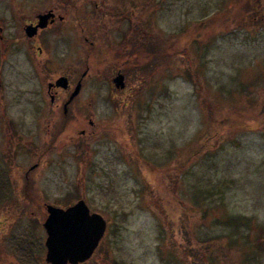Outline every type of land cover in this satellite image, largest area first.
I'll return each mask as SVG.
<instances>
[{
    "label": "rangeland",
    "instance_id": "obj_1",
    "mask_svg": "<svg viewBox=\"0 0 264 264\" xmlns=\"http://www.w3.org/2000/svg\"><path fill=\"white\" fill-rule=\"evenodd\" d=\"M152 7L153 43L178 53L174 67L154 60L152 49L135 52L133 99L105 103L90 117L113 124L119 112L110 132L58 148L51 203L65 209L83 199L105 219L99 251L85 264H201L189 242L213 236L225 244L215 260L264 264V21L257 33L250 23L237 29L243 13L264 12V0H152ZM89 54L91 98L110 82L96 80L100 52ZM22 69L11 76L26 75ZM124 114L134 118L132 149L128 134L119 137L131 128ZM238 216L251 224L236 234L215 221Z\"/></svg>",
    "mask_w": 264,
    "mask_h": 264
},
{
    "label": "flooded vegetation",
    "instance_id": "obj_2",
    "mask_svg": "<svg viewBox=\"0 0 264 264\" xmlns=\"http://www.w3.org/2000/svg\"><path fill=\"white\" fill-rule=\"evenodd\" d=\"M152 8V0H0V264H49L44 224L49 207H57L51 203L52 158L60 146L82 144L120 121L119 112L113 124H96L90 117L103 112L105 103L133 99L135 52L146 49L152 55L146 16ZM242 15L237 29L250 23L260 32L264 13ZM94 48L100 52L96 80L110 83L107 93L88 98L84 91ZM23 66L26 75L11 76ZM117 75L123 76L122 89L113 84ZM60 78L64 86L57 85ZM124 115L125 124L130 120L134 127V118ZM72 125L79 127L72 130Z\"/></svg>",
    "mask_w": 264,
    "mask_h": 264
},
{
    "label": "water",
    "instance_id": "obj_3",
    "mask_svg": "<svg viewBox=\"0 0 264 264\" xmlns=\"http://www.w3.org/2000/svg\"><path fill=\"white\" fill-rule=\"evenodd\" d=\"M64 81V78L58 79L57 85L64 86ZM113 84L122 89L123 76L117 75ZM78 91L79 87L74 90L70 99ZM48 212L49 216L44 224L48 249L46 261L49 264H81L88 261L106 232L105 219L97 213H90L84 200H79L66 209L49 207Z\"/></svg>",
    "mask_w": 264,
    "mask_h": 264
},
{
    "label": "trees",
    "instance_id": "obj_4",
    "mask_svg": "<svg viewBox=\"0 0 264 264\" xmlns=\"http://www.w3.org/2000/svg\"><path fill=\"white\" fill-rule=\"evenodd\" d=\"M259 9H257V12L259 11ZM261 13H264V12L261 11ZM221 20H222V22L227 21V17L223 16ZM200 26H203V28L206 27V25L203 24V23H201L199 25V27ZM194 28H196V27H194ZM154 44H156V43H153V45H152V53L154 55L153 59L161 61V62L168 61L169 65H170L169 67L172 68V66L175 65V62H176V60L178 58L177 57L178 53H176V55H173L172 53H170V52L168 53L163 48H161L160 43L158 44V46H156ZM185 69L183 70L185 72V77H184L185 80L191 82L194 85L193 76L190 73V71H192V69H190V68L187 69V67H185ZM133 75L136 76V78H137L138 77V70H136V72H134ZM143 79H145V76H144ZM144 83H142V85ZM127 134H128V137H129V140H128L127 144L130 145L129 147H131V149H132L133 147L136 146V144H135V142H136L135 128L131 127L130 131H126L125 129L121 130L120 133H119V137L121 139L126 140L125 139L126 137H124V136L127 135ZM209 138L210 137L208 136V138H206V140L209 139ZM121 141H123V140H121ZM204 146L205 145L203 144L202 147H204ZM199 149H202V148H199ZM135 157L138 158V161L140 163L145 164L147 167L151 166L149 162L142 161L138 157V155H135ZM176 165H177V168H180L182 166L181 163H177ZM149 168L151 170L156 171V169L154 167L153 168L149 167ZM166 169H167L166 167L160 168L159 171H161V172L159 173L160 174L159 176L164 177L165 175H163V174H164V172H166ZM215 221L218 224H220L221 226L230 228L232 230V233H234V234L239 233V231H240V229H242V227L243 228H249L250 227L249 225L251 224L250 220H248L247 218H244V217H240V216H238V217H222V218L217 219ZM182 229H183L182 233H184V230H185L184 229V225H183ZM189 244L192 246L193 253L195 254V256H197L199 258L201 264H205L204 259H206L207 264H228L225 261L223 262L222 260H215V258H213V256H214L213 252L215 253L217 250H220L221 246L223 248H225V244H224L223 240L220 239L219 237H214L213 236V237L205 238V239H202V240H199V241L193 239V241H190ZM254 254H255V252H254ZM195 264H197V263H195Z\"/></svg>",
    "mask_w": 264,
    "mask_h": 264
}]
</instances>
